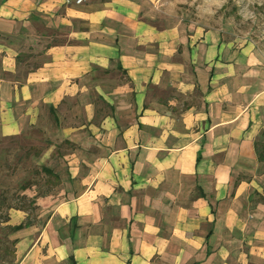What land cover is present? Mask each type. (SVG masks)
<instances>
[{
	"label": "crops",
	"instance_id": "1",
	"mask_svg": "<svg viewBox=\"0 0 264 264\" xmlns=\"http://www.w3.org/2000/svg\"><path fill=\"white\" fill-rule=\"evenodd\" d=\"M153 3L0 0V141L52 128L59 176L13 264H264V64Z\"/></svg>",
	"mask_w": 264,
	"mask_h": 264
},
{
	"label": "rangeland",
	"instance_id": "2",
	"mask_svg": "<svg viewBox=\"0 0 264 264\" xmlns=\"http://www.w3.org/2000/svg\"><path fill=\"white\" fill-rule=\"evenodd\" d=\"M153 2L158 15L154 21L158 26L180 23L214 29L235 46L247 42L264 64V0H153ZM59 30L57 29V32L60 35ZM62 38L55 37L53 42L61 41ZM34 59H31V62L36 64L42 61L43 57ZM67 114L72 116V110ZM48 131L53 132V129L46 128L43 132L42 129H28L21 136L8 137L1 141L0 202L1 198L7 197L9 202L16 204L15 201L22 194L17 190L21 181L39 180L38 175L30 172L37 166L38 159L33 154L41 153L45 148L44 138ZM40 183L39 180L38 185ZM30 193L27 191V194ZM33 193L36 194V191ZM53 205L55 203H50L49 207ZM44 206L46 210V204L40 205L39 208L43 209ZM0 214V264H13L14 257L9 252L13 250L12 239L9 237L11 229L5 224L7 213L1 211Z\"/></svg>",
	"mask_w": 264,
	"mask_h": 264
},
{
	"label": "trees",
	"instance_id": "3",
	"mask_svg": "<svg viewBox=\"0 0 264 264\" xmlns=\"http://www.w3.org/2000/svg\"><path fill=\"white\" fill-rule=\"evenodd\" d=\"M1 143V141H0ZM34 156L38 157L40 155V152L34 153ZM29 156H32V153L29 154ZM30 171V170H29ZM31 173H35L36 175L39 176V179L41 183L38 185L39 180H23L21 183L17 186L19 191H24L26 194L27 191H36L37 194L41 193H46L48 191H51V188L59 183V176L55 174L51 169H49L46 166H42L41 168H37V166H34L31 171ZM44 180V181H43ZM16 204H12V202H9L7 197L1 198L0 202V212L5 211L7 213L6 215V221H8V210L10 208H18V209H23V210H30L33 208V202L27 201L26 197L23 195L22 197ZM6 209V210H5ZM1 215V214H0ZM5 221V222H6ZM30 224V220H26V223L21 224L19 226H16L14 228L9 227L11 230L13 229H19L22 228L24 225ZM13 243V242H12ZM12 254V257H14L13 250L9 251ZM73 260V258H71Z\"/></svg>",
	"mask_w": 264,
	"mask_h": 264
},
{
	"label": "built area",
	"instance_id": "4",
	"mask_svg": "<svg viewBox=\"0 0 264 264\" xmlns=\"http://www.w3.org/2000/svg\"><path fill=\"white\" fill-rule=\"evenodd\" d=\"M72 1H74L76 4H80V3H82L84 0H65L66 3H71Z\"/></svg>",
	"mask_w": 264,
	"mask_h": 264
}]
</instances>
